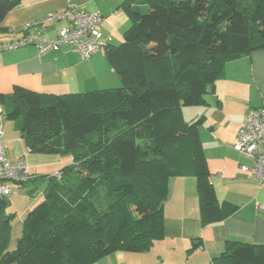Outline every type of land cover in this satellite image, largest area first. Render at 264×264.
<instances>
[{
  "label": "trees",
  "instance_id": "obj_1",
  "mask_svg": "<svg viewBox=\"0 0 264 264\" xmlns=\"http://www.w3.org/2000/svg\"><path fill=\"white\" fill-rule=\"evenodd\" d=\"M20 1L0 0V22ZM140 1L143 12L124 3L130 27L105 49L118 88L54 96L16 87L10 95L5 119L18 124L27 152L72 163L59 180L46 177L12 251L14 215L3 204L0 264H95L149 251L164 236L171 178H195L202 226L233 211L209 183L202 121L185 122L181 110L204 104L227 62L264 49V0ZM211 264H264V245L226 241Z\"/></svg>",
  "mask_w": 264,
  "mask_h": 264
},
{
  "label": "crops",
  "instance_id": "obj_2",
  "mask_svg": "<svg viewBox=\"0 0 264 264\" xmlns=\"http://www.w3.org/2000/svg\"><path fill=\"white\" fill-rule=\"evenodd\" d=\"M126 2H130L135 10L144 11V2L140 0H21L20 5L0 22V43L19 38L27 25L39 23L49 14L79 10L101 16L99 31L106 46L86 61L68 46L43 56H39L33 47L1 52L0 104L8 103L16 87L54 96L118 88L120 79L110 65L105 49L120 45L130 27L124 7ZM64 26V22L40 24L30 31L53 39ZM263 107L264 49L227 62L213 92L204 96V104L181 110L185 122L202 121L198 125V135L209 183L218 204L229 203L234 207L233 211L226 213L220 221L202 226L195 178L191 175L171 178L163 205V238L154 242L147 252H115L95 264H211L212 259L223 251L226 241L264 245V186L260 187L249 174L241 171L242 166L250 163L234 148L245 115ZM5 120L2 140L7 160L11 163L24 161L34 176L30 183L36 182L39 174L44 175L50 170L49 173L54 175L72 163L64 156L28 153L20 138L18 124ZM32 193L31 190L15 189L6 202L7 211L14 215L8 251L14 250L34 203L20 209L16 205L23 196L31 197ZM194 241H200V245L190 251Z\"/></svg>",
  "mask_w": 264,
  "mask_h": 264
},
{
  "label": "built area",
  "instance_id": "obj_3",
  "mask_svg": "<svg viewBox=\"0 0 264 264\" xmlns=\"http://www.w3.org/2000/svg\"><path fill=\"white\" fill-rule=\"evenodd\" d=\"M101 20L99 14L79 10L52 13L39 23L27 25L19 38L0 43V53L33 47L39 56H43L68 46L75 50L82 61H86L106 46L99 31ZM60 22H64L65 26L53 39L43 37L38 31H30L40 24ZM4 120L5 114L0 106V212L13 190L20 189L34 179L24 161L11 163L7 160L6 146L2 140ZM234 148L244 154L250 163L242 166L241 171L249 174L260 187L264 186V107L252 109L245 115ZM52 177L59 180L61 176L58 172Z\"/></svg>",
  "mask_w": 264,
  "mask_h": 264
},
{
  "label": "rangeland",
  "instance_id": "obj_4",
  "mask_svg": "<svg viewBox=\"0 0 264 264\" xmlns=\"http://www.w3.org/2000/svg\"><path fill=\"white\" fill-rule=\"evenodd\" d=\"M0 106L2 107V109L4 111V114L7 111H9V109H10V106L8 105L7 102L3 103V104H0ZM5 121L7 122V120H5ZM64 157H66L67 159H69V161L72 162V157L71 156L66 155ZM46 172L47 173H44V175L38 173L39 175L37 176L38 179L36 180V182L28 183V184L22 186L19 189V190H22V191H25V192L31 190V191H33V193H32L31 197L30 196H28V197L27 196H23L22 201L16 205V208L20 209V208H22L24 206L29 205V203H31V202H32V204L34 203V205L32 207V208H34L41 202V200H43V198H44V193L43 192H44V189H45V187L47 185L46 177L47 176H49V177L53 176V174L49 173V172H51L50 170L46 171ZM106 199H107V197H106V194H105V190L103 188H101L98 191L97 196L95 197V200L97 201L98 205L103 207V206L106 205ZM7 209H8V207L3 208V211L5 212L6 215L10 214V212L7 211ZM16 211H17V209H16ZM15 214H18V213H15Z\"/></svg>",
  "mask_w": 264,
  "mask_h": 264
}]
</instances>
